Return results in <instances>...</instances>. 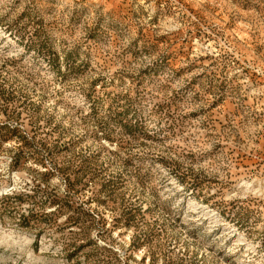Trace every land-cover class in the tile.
<instances>
[{
    "label": "rangeland",
    "instance_id": "rangeland-1",
    "mask_svg": "<svg viewBox=\"0 0 264 264\" xmlns=\"http://www.w3.org/2000/svg\"><path fill=\"white\" fill-rule=\"evenodd\" d=\"M0 264H264V0H0Z\"/></svg>",
    "mask_w": 264,
    "mask_h": 264
}]
</instances>
